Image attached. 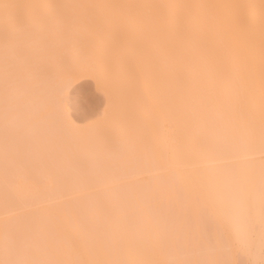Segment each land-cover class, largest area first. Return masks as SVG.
<instances>
[{
  "label": "bare ground",
  "instance_id": "6f19581e",
  "mask_svg": "<svg viewBox=\"0 0 264 264\" xmlns=\"http://www.w3.org/2000/svg\"><path fill=\"white\" fill-rule=\"evenodd\" d=\"M46 20L53 21L50 22L52 25L46 23ZM62 28L68 30L69 34L65 35L66 37L62 34H66L67 31ZM51 30L54 31L50 32ZM48 32L51 35H58L56 38L59 42L54 37L56 43L53 44L55 41L50 39L49 41L53 40V43L47 44L48 38H50L49 34H46ZM61 32L63 33L61 34ZM59 34H61V41ZM67 38L69 41L66 42ZM117 50L119 51L118 56L115 54ZM65 52L66 54L69 53L67 54L69 58L66 59L68 63L73 64L72 60L75 62L73 65L77 63L76 68L74 67L78 70L77 73L69 72L75 70L71 69L73 68L72 64L71 67L64 64L67 62L63 58V54L66 58ZM70 52L72 53L70 54ZM112 53L118 57V62ZM78 59L80 60L78 61ZM110 60L115 63H122L123 68L130 69V72L128 73V70L124 69L123 74L116 77L114 73L101 65V63L108 61L110 63ZM18 63L19 65H17ZM20 63H27L28 65H20ZM53 63H57V67L56 64L54 67L59 71L63 65H66L63 68L67 70L62 69L65 74L58 73V70L53 69L51 67ZM39 64L42 67L46 66V71H50L48 68L51 67L56 72L50 71L53 74L47 72L49 75H46L45 68L41 69ZM37 65L41 72L36 70ZM21 66H27L29 70L32 68L31 70L34 71L30 72L32 74L40 73L42 76L44 74L42 78L45 77L47 82L42 78L35 81L28 71L30 79H34H31L33 80L31 81L32 86L27 73H25L26 69ZM15 68L23 69L19 71L23 74L19 77L22 82L25 80L23 78L27 77L28 81L23 82L24 86H22V82L18 83L23 90L17 87V82L14 83L19 81L18 76L22 75L21 73L18 75ZM12 71L15 78L11 75ZM56 73L63 75H57L58 78L55 80ZM79 75L91 77L95 86L105 93L107 100H109L108 98L112 99L115 96H112L114 93L116 95L122 93L121 97L124 93V99L120 97L121 106L113 110L115 108L113 104V109L110 110L115 111L124 120L120 121L119 116L116 115L118 117H114L118 120L115 119L114 124L119 121L120 124L122 122L121 125L119 122L117 123L119 128L124 123L125 126L120 131L118 126L115 129L114 125L113 132L115 134L110 133L112 126L109 125L111 126L109 128L106 125V133L109 132L110 135L108 133L106 135L103 129L102 132L98 133V135L103 133L101 138L96 137L98 136L97 131H92L96 135L94 137V135L89 134L92 129H88L89 131L86 129L87 135L92 136H87V139L98 138L97 141L88 139L89 144L87 139L85 140V136L84 141H86L85 144L88 143L87 145H84L83 140H80L84 137L83 135H86V132L83 131V134V129L76 126L67 116V112L64 111V99L62 100L63 97L59 99L60 96L58 95L61 93L60 95L63 96L62 92H65V87L69 86V83ZM11 76L13 80L17 79L13 81ZM47 78L50 79L49 85ZM117 81L119 82L117 83ZM11 83L16 85L12 86ZM39 84L43 87L41 88ZM35 85L36 87H34ZM46 85L48 90L51 89L50 87L52 89L55 87V91L48 92ZM28 86L32 88H28ZM18 89L21 91L17 92ZM35 90L39 92L40 98L42 97L38 102L39 104L36 101L39 98L35 100L36 97H39L38 92V96L35 95ZM119 91L123 92L117 93ZM20 92H23L22 97ZM41 93H44L43 96ZM32 97H34V101L31 100ZM30 100L33 103L36 102L37 105L31 103ZM118 101L112 100V102H117L116 104L119 103ZM109 103L111 104V101ZM22 107H24V111ZM108 107L110 106H107L106 111H108ZM106 111H104L105 115H110V111ZM0 112L5 116L4 121L0 120L3 121L2 124L0 122V131L2 127L6 126L4 129L2 128V132L5 130L6 134H4L5 132L0 133L4 134L3 138H6L5 135H7L8 141L10 139V142L6 144L2 138L0 140H3L5 145L2 147L8 146L6 151L0 150L1 155L4 150L3 155H0L1 161L2 159L8 161H0L3 163L1 164L2 167L0 165V170L2 168L3 171L1 170V172H4L5 168L8 175L7 170H11V168L9 170V166L11 167L12 160L15 162L12 165L15 166L18 163L21 167L23 163L21 169L17 167L18 165L17 168L15 167L19 170H16L14 175L11 174L12 171L9 172L11 176L8 175V178H5L7 177L4 176L5 173L4 175L1 174L4 176L2 178L4 182L6 181L10 186L8 187L6 182L4 185L3 181L0 184V191H3V194L8 192L7 195L4 194L8 201H5V197L2 199L5 202L0 201L1 204L10 205L7 210L5 209V212L10 213L12 209H16L15 206L17 205L13 208L12 204H17L19 200L23 199L22 201H24L28 198L25 201L29 203L30 199H37L35 196L40 195L42 197L43 195L40 193H53L51 191L53 188L56 194L55 198L52 197L51 204L45 203L43 205L40 203V205H36L38 206V208L35 207L37 210L35 208L33 210L32 207L27 211L29 206H26L28 204L26 202L27 204L24 205L26 207H23L26 211L24 215L22 210L21 214H15L18 221L14 216L10 221V216L4 217V215L2 217L5 212L0 214V242L4 243L11 239L13 242L8 240L11 242L9 246L13 243L16 245V247L11 245L13 253L10 252L8 243L5 245L9 252L7 249L2 251V256H6L4 260L8 261L9 256L13 254V257L17 261L19 260L17 264H190L191 259L195 264L194 261L197 259L194 255H197V258L200 257L197 251L200 248V252L205 253V258L204 253H201L203 258H198L200 261L196 264H200L201 261L206 262L205 264H225L228 257H226V253H222L221 249L227 243L232 244L244 254H251L253 259L257 257L261 259L264 248V166L261 164L259 156L264 154V0H0ZM113 112L111 113L112 117L107 116L113 118ZM3 115L0 114L1 117ZM18 115H21L23 120ZM28 115L36 118L35 123L38 127L36 124L33 125L36 130L31 125L34 121L32 118L29 120ZM55 116H57L58 121ZM107 116L104 117L108 119ZM17 117L19 118L17 119ZM25 118L31 122L27 123ZM24 121H27L25 125L23 124ZM107 122L110 121L107 120ZM140 122H143V129ZM11 124L12 126L15 125L16 131H11L15 130ZM27 124L31 125V129L33 128L35 131L30 130V126L28 125V128ZM58 124L62 126H58ZM110 124L113 125L111 122ZM18 126L21 128L19 131H22V135L16 128ZM23 126L27 129H23ZM158 126H160L161 131ZM157 128L160 131L159 134ZM145 129L152 134L150 135L151 141H149L150 144L151 142L153 144L152 148L148 142L145 144L142 139L143 142H138L140 137H144L142 133L144 134L143 130ZM47 130L51 134L47 133ZM80 130L81 132H79ZM17 131L19 135L16 136ZM24 131L26 133L34 131L31 136L28 134V138L31 137V139L26 138L27 134L25 135ZM140 131H142L141 134H139ZM14 132L16 133L14 134ZM53 132L57 134L54 135ZM78 132L81 136L77 134ZM118 132H121L120 135H117ZM211 133L212 137L207 138ZM47 134L51 139L55 136L54 139L49 141L50 138H47ZM122 134L125 135L124 138L126 139H122L124 136ZM108 135L110 140L113 141L117 137L118 142L121 143H118L116 139L114 142H109ZM13 136H16V147ZM18 137H25L29 142L23 139L25 142L18 143V140L21 141ZM77 137L78 140H76ZM47 139L49 143L45 141ZM102 139L104 141L107 139L104 145ZM98 140L101 141L102 148L108 146L107 143L109 145L117 143L115 147L111 145L112 149L117 148L121 152L118 153L115 149L116 152L112 154L113 152L107 151L106 147V150L103 149L104 152H102H106L105 154L110 152L109 155L112 154L109 156L110 159L107 158L103 162V159L108 155L103 156L102 162L98 164L99 161L96 160V164L95 158L92 159V156H89L96 152L92 150L94 153H89L86 157H90L87 164L92 168L87 166L89 170L91 168L89 171L86 167L81 166L86 171L83 173L82 168L78 167L81 163L77 164L76 161L81 162L79 158L82 157L81 153L85 149L87 150L89 145L88 149H92L94 147L92 142L95 141L94 143H96ZM125 140L127 141L124 142ZM11 141L14 144H11ZM134 142L140 143L139 147L138 144L134 146ZM62 143H68L73 147L77 146L81 152L77 148L75 150L80 155L76 153L75 156V151H72L73 147L70 146L72 148L70 150L69 146L66 147L67 145L64 146ZM78 143L79 145H77ZM142 143L147 147L149 146L150 148H148L151 150H148L145 145L142 146ZM61 145L64 146L63 153L59 147ZM14 147L19 157L20 154H24L21 151L26 149L31 150V153L33 151L35 155L32 154V157L29 151L30 156L25 153L26 156L23 155V157L24 159L31 157V164L32 162L34 165L37 163L36 166L29 164L30 160H28L29 163L26 161V164L31 165L34 169H37L38 165L41 167L46 165L45 170H48V166H51L53 161L58 160L54 159L56 157L53 155H55V151L59 150L62 154L59 153L58 158L62 161L58 160L56 163L59 162L60 166L53 164L57 167L56 169L51 166L55 172L59 168L58 172L61 170L63 172V168L65 170L73 168L74 162L78 167L76 169L75 166L76 171L71 169L78 176L71 175L72 177H69L72 178L71 181L69 178L62 177L63 181L59 183L68 184L69 181L73 183L72 187H70L71 183H69V187V184L66 187L71 189L64 188L63 191L60 189L62 192L57 191L58 186L56 185L58 184L55 185L52 180H56V177L58 178L57 181L61 179L63 175L53 178L58 172L55 174L54 171L53 173L49 172V177L46 174V179L52 178L48 181L49 183H46L44 174L48 172H45V167L40 169V173L39 170L35 172V170L31 171L30 168L28 171V166L24 165V159L22 163L21 161L18 162L21 158L18 159V156L13 152ZM140 147L144 149L141 150ZM135 151H139V154L138 152L134 154L135 156L137 154L139 156L142 151L144 152V155L141 153L139 157L143 155V160L146 158L145 164H152L150 169L152 167L153 171L158 172V174L156 173L157 176L161 172L166 175L163 177L162 174L159 175L163 178L162 183L167 178L166 184L163 183L160 186L162 183L158 181L161 178L158 176L159 179H155V175L152 177L154 179L151 180L153 183H151L150 188H148V184L147 186L145 184L146 187L143 189L141 188L142 190L144 188L150 190L141 192L139 188L141 185L138 187L140 192L137 189L133 190L137 192L131 190L135 188V185L131 186L132 181H129L131 172L135 173L140 165H145L141 159H135L133 156ZM147 151L149 152L145 153ZM11 152L17 157H11ZM84 152L86 153V151ZM56 153L58 154V152ZM120 153L124 155L121 156ZM72 154L74 157L78 156L79 161L77 158L74 159ZM51 155L53 161L49 163L52 160ZM64 155L65 157H63ZM128 155L130 156L128 157ZM97 156L100 155L97 154ZM111 157L114 161H110V163ZM130 157H134L132 161H130ZM48 158L51 160L49 161ZM126 158L129 160L126 161ZM96 159L98 158L96 157ZM90 160L93 165L89 164ZM133 160L141 161L143 164L139 163V165L134 161L138 165L137 168L134 167V170ZM147 160L149 162H146ZM116 161L122 163L117 165ZM83 162L84 159L82 165H84ZM114 162L118 167L113 165ZM4 163L10 165L4 166ZM47 163L51 165L47 166ZM101 163H103L102 166H100ZM104 163L108 166L111 164V173L107 169L106 173H102V171L105 172V169L100 170V168L105 167ZM125 163L126 165L131 163L134 171L127 168V166L130 167L129 165L124 166ZM142 166L140 167L143 168ZM147 166L149 167V165ZM147 166L145 165L144 168ZM116 168L117 170H115ZM78 171L79 173L82 172L81 175ZM113 171L115 172L112 173ZM127 171L129 175L125 174ZM31 172L34 177L31 176ZM73 172L70 171V173ZM17 173L20 178L23 173L24 180L22 178L17 180L19 178L15 175ZM34 173L38 176L36 179L41 180L37 182L33 179L36 177ZM26 174L31 175L28 177ZM40 174L43 178L40 177ZM67 174L65 173V176ZM105 174L109 178L103 177ZM110 175L112 176L110 177ZM14 176L17 178L13 181L11 178H15ZM124 178H128L129 182L127 181V183L131 184L127 185ZM42 179H45L47 185ZM75 179L77 180L76 183H74ZM11 180L14 183L17 180V183L14 184L17 188L12 187L14 189L12 191L11 186L13 184L11 183L13 182ZM39 181H41V185ZM119 181L125 182L126 185L112 187L123 183ZM38 185L40 186L38 188L43 191L40 192L38 189L37 192L33 191ZM44 186L50 190H44ZM5 187L9 189L6 191ZM31 187L36 188L32 189ZM100 189L105 190L101 191ZM44 191L46 192L44 193ZM9 194L14 198L10 195L9 200ZM1 196L2 194L0 200ZM40 196L36 202L40 199L42 201L39 202L42 203L46 202L47 199L51 201L48 194L42 198ZM67 197H72L76 204H82L78 207V204L71 203L72 199H69L72 200L71 202L67 200L65 203L63 198L66 199ZM59 198L62 199L60 203L67 205L68 202V205L63 206L60 203L57 205L59 200L56 199ZM20 203L19 207L21 208L23 203L21 206ZM31 205H35V203ZM10 207L11 209H9ZM0 209L3 210L4 208L0 207ZM79 213L87 219V223L84 222L86 224H82L83 219H81L82 223L80 220H76ZM21 215L26 217H20ZM209 220L213 228L211 227L208 233L210 232L213 236L208 234V237L203 233H206L207 227L210 228ZM78 221L81 225L77 223ZM176 228H180L179 236L176 233ZM181 230H183L182 234ZM4 235L8 239H4ZM210 236L214 239V247L209 242ZM199 237L202 241L208 239L207 243L206 240L203 241L206 245L204 243L199 245ZM195 242L200 247L197 246L196 248ZM201 245L207 249L212 247V249L206 251V248ZM201 247L205 250L203 251ZM193 250L197 251L198 254H194L195 251L193 252ZM4 253L11 254L7 257ZM181 253L183 256L188 255L189 257L190 255L192 258L187 259L185 256L183 259ZM11 258L8 264L12 262ZM14 258L12 260L16 262ZM183 260L185 261L183 262Z\"/></svg>",
  "mask_w": 264,
  "mask_h": 264
},
{
  "label": "rangeland",
  "instance_id": "374dc122",
  "mask_svg": "<svg viewBox=\"0 0 264 264\" xmlns=\"http://www.w3.org/2000/svg\"><path fill=\"white\" fill-rule=\"evenodd\" d=\"M46 21H47V20H46ZM50 22H53V21H47L46 23H50ZM33 25H34V23H33ZM33 25L31 24V26H33ZM45 25L48 26V24H45ZM50 25H52V24L50 23ZM53 25H54V24H53ZM31 26H30V27H31ZM52 28H53V26H52ZM63 28H64V27H63ZM63 28H62V29H63ZM66 28H67V27H66ZM66 28H65V29H66ZM50 29H51V27H50ZM65 29H63V30H65ZM16 30H17V29H16ZM16 30H15V31H16ZM63 30H61V31H63ZM53 31H54V30H53ZM53 31L51 30L50 32H53ZM65 31H67L66 34H65V33L62 34V33L65 32ZM65 31L61 32V34L64 35V36L69 34V33H68V30H65ZM55 32H56V31H55ZM56 33H57V32H56ZM46 34H49L48 36H50V38H48V36H47ZM46 34H45V36H47L46 38H48V42L46 41L47 44L53 43L52 41L58 36V35L55 36L54 34L51 35V33H49V32L46 33ZM61 34H59V39H60V41H61V38H60V35H61ZM32 35H33V34H32ZM51 36H52V37H51ZM64 36H63V37H64ZM31 37L34 38L33 36H31ZM54 37H55V38H54ZM61 37H62V36H61ZM65 37H66V36H65ZM69 37H70V36H69ZM46 38H44V39L47 40ZM53 38H54V39H53ZM50 39H53V40H51V42H50V41H49ZM56 40L59 42V40H58L57 38H56ZM54 41H55V40H54ZM65 41H66V42L69 41L68 38H67V40H65ZM62 42H64V41L62 40ZM55 43H56V41H55L53 44H55ZM57 44H58V43H57ZM57 44H56V45H57ZM50 45H51V44H50ZM119 50H120V49H119ZM68 51H69V50H68ZM71 53H72V52H70V54H71ZM79 53H80V52H79ZM118 53H119L118 50L115 51V54H116L117 56L119 55ZM65 54H66V52H65ZM67 54H69V53L67 52ZM67 54H66V58L64 57L65 55L63 54V58H64L65 60H66V59L68 60V58H69V57H68L69 55H67ZM73 54H74V52H73ZM112 54H113V53H112ZM115 54H113V56H115ZM120 54H122L121 51H120ZM79 55H80V54H79ZM71 56H72V55H71ZM71 56H70V59H71ZM117 56H115V57H116V59H115L116 62H118V61H117V59H118ZM28 58H29V56H28ZM30 58H31V57H30ZM73 58H74V55H73ZM73 58H72V59H73ZM32 59H33V58H32ZM64 59H63V61H64ZM70 59H69V60H70ZM28 60L31 61V59H28ZM67 60H66V61H67ZM79 60H80V59H78V61H79ZM113 60H114V59H113ZM71 62H73V64L75 63L73 60H72ZM108 62H109V61H108ZM108 62H107V63H101V65H102L103 67H105L106 69H109L112 73L115 74L116 77H117V75H119V74L122 75L123 72H124L123 70L126 69V68H123L124 66L122 65V63H115L114 61H111V60H110V63H108ZM111 62H112V63H111ZM113 62H114V63H113ZM27 63H30V62H27ZM27 63H26V64H25V63H20V65L24 64V66H25V65H28ZM61 63H63V62H61ZM35 64H36V63H35ZM35 64H34V65H35ZM42 64H43V63H42ZM42 64H41V65H42ZM45 64H47V63H45ZM49 64H50V63H49ZM55 64H56V65H55ZM64 64H66V65L68 64V65L70 66L72 63H68V61H67V62H65ZM73 64L71 65V66L73 67V68H71V69H75V68H76V64H77V63H76L75 65H73ZM78 64H79V63H78ZM17 65H19V63H18ZM31 65H32V64H31ZM31 65H29V67H31ZM51 65H52V64H51ZM54 65L57 67V63H53V65L51 66V67H53V69H55V70L57 71L58 69H56V68L54 67ZM66 65H63V66H62V69H63V70L66 69V68H63V67H65ZM68 65H67V66H68ZM24 66H21V67L26 69V70H25V73H27V77H28V79H30V76H31V77H33V78L35 79V81H36V80H38V79H41V78L44 76L43 73H42L43 76H42L40 73L32 74V73H30V72H34V71L31 70L32 68H30V70H29V68H28L27 66H26V67H24ZM32 66H33V65H32ZM39 66H40V64H39ZM39 66L37 65V69H36V68H35L36 65H35L34 68H35L37 71H39V70H40V69H39L40 67H41V69L46 67V66H45V67H42V66L39 67ZM47 66H50V65H47ZM59 66H60V64H59ZM59 66H58V67H59ZM71 66H70V67H71ZM51 67L48 68V69H49L50 71L53 72L54 70L51 69ZM60 67H61V66H60ZM70 67H69V68H70ZM74 67H75V68H74ZM17 68H20V66H19V67L17 66ZM17 68H15V71L17 70L16 72H17L18 75H19V73H21V72H19V71H21V70H23V69L19 70V69H17ZM27 69H28V70H27ZM38 69H39V70H38ZM60 69H61V68H60ZM62 69H61L60 71L58 70L57 72H58V73L61 72V73L65 74V73H64L65 71L63 72ZM33 70H34V69H33ZM36 70H35V71H36ZM44 70H45L46 73H47V72H49L50 74L52 73V72H50V71H48V70L46 71V68H45ZM44 70H43V71H44ZM66 70H67V69H66ZM126 70H128V73L130 72V69H126ZM126 70H125V71H126ZM13 71H14V69H13ZM13 71L11 72V75H12V76H13V74L15 73V71H14V73H13ZM28 71H29V74H31L30 76L28 75ZM56 71H54V73H55ZM77 71H78V70L75 69L74 71H73V70H72V71L70 70L69 72L75 74V73H77ZM39 72H41V71H39ZM12 73H13V74H12ZM17 73H16V74H17ZM61 73H60L59 75H63V74H61ZM125 73H126V72H125ZM16 74H15V75H16ZM21 74H22V73H21ZM52 74H53V73H52ZM18 75H16V76H18ZM24 75H26V74H24ZM32 75H33V76H32ZM46 75H49V74L47 73ZM57 75H58V74L56 73V75H55V76H56L55 80L58 78ZM59 75H58V76H59ZM124 75H125V74H124ZM12 76H11V79L13 80V77L15 78V76H13V77H12ZM21 76H23V74L18 76V80L20 79L19 77H21ZM52 76H53V75H52ZM52 76H51V78L54 77V76H53V77H52ZM27 77H26V78H27ZM118 77H120V76H118ZM121 77H122V76H121ZM125 77H126V76H125ZM125 77H124V78H125ZM26 78H23V79H25L26 81H28ZM33 78H31V79H33ZM44 78H45V77H44ZM44 78H42V80H44L45 82H47ZM122 78H123V77H122ZM126 78H127V77H126ZM16 79H17V78H16ZM16 79H14L13 81H15ZM31 79H30V84H31V81L34 80V79L31 80ZM47 79H48V78H47ZM117 79H118V78H117ZM120 79H121V78H120ZM12 80H11V82H12ZM21 80H22V79H20L19 81H15L14 83L17 82L16 84H18L19 82H22ZM25 80H24V81H25ZM42 80H40V81L43 82ZM49 80H50V79H48V83H47L48 85L50 84ZM53 80H54V79H53ZM24 81H23V82H24ZM35 81H34V82H35ZM119 81H120V80H119ZM119 81H117V83H118ZM23 82H22V86H24ZM38 82H39V81H38ZM38 82H37V83H38ZM51 82L54 83V81H51ZM14 83H11L12 86H13V85H16V84H14ZM25 83H26V82H25ZM28 83H29V82H28ZM28 83H27V84H28ZM32 83H33V82H32ZM37 83H36V84H37ZM30 84H29V85H30ZM33 84H35V83H33ZM69 84H70V85H69ZM69 84H68L69 86L65 87V89H64L65 92H64V93L62 92L63 96L60 95L61 93L58 94V95L60 96L59 99H61L62 97H63L62 100L64 99V104H65V105L63 104V105H64V111H65V113L67 112V113H66L67 116H69V118L71 119V121H73V123H74L76 126H78L79 128L83 129V130H82V133H83V134H84V132H86V133H85L86 135H83L84 137H82V139H80L81 141L83 140L82 143H84V145H87V144L89 143V142H88V139H90V138L87 139V136H88V137H92L91 135H94V137L96 136L95 133H93L92 131H94V132L97 131L96 134L98 135V133H100V131L102 132V130L104 129V132H105V134L107 135V133L109 134V132L106 133L107 126H108L109 128L112 126V128H110V129H112V130H110V133L113 132V126H114V125H115L114 128L117 129V126H118L117 123H118L119 121H116V124H114V121H115V119H116L118 116H119L118 118H120V115L116 114L115 111L113 112V110H115L116 108H118L119 106H121L122 100H120V97H121V94H122L121 92H123V91H119V92H117V93H121V94H117V95H116V93H114L112 96L115 95V96H114L115 99H114V97H113L112 99H111V98H108L109 100H107L105 93H104L103 91H101L100 89H98V88L95 86L94 81H93L92 78L89 77V76H82V75L80 76V75H79V76H77V77L75 78L74 81H71ZM115 84H116V83H115ZM31 85H32V84H31ZM39 85H40V84H39ZM42 85H45V83H44V84L42 83ZM51 85H52V84H51ZM20 86H21V85H20ZM22 86H21V87H22ZM32 86H33V85H32ZM37 86H38V85H37ZM40 86H41V85H40ZM115 86H116V85H115ZM9 87H10V85H9ZM14 87H15V86H14ZM17 87H19V84L17 85ZM17 87H16V89H17ZM34 87H36V85H35ZM42 87H43V86H41V88H42ZM46 87H47V85H46ZM7 88H8V86H7ZM12 88H13V87H12ZM12 88H11V89H12ZM19 88H20V87H19ZM28 88H32V87H31V86H28ZM37 88H39V87H37ZM50 88H51V89L48 90V87H47V91H48V92L51 93L52 91H55V90H54L55 87H53L54 89H52V87H50ZM8 89H9V88H8ZM14 89H15V88H14ZM20 89L23 90V88H20ZM20 89H18L17 92H18V91H21ZM12 90H13V89H12ZM31 90H32V89H31ZM37 90H38V89H37ZM37 90L34 91V92H36V94H35V93H33V94L37 95V92L39 91V90H38V91H37ZM40 90H42V89H40ZM45 90H46V88H45ZM58 91H59V90H58ZM60 91H61V90H60ZM29 92H30V89H29ZM32 92H33V91H32ZM32 92H31V93H32ZM39 92H41V91H39ZM39 92H38V95H39ZM12 93H13V91H12ZM20 93H21V97H22V96H23V92H20ZM57 93H59V92H57ZM57 93H55V94H57ZM17 94H18V93H17ZM43 94H44V93H41L42 96H43ZM53 94H54V93H53ZM53 94H52V95H53ZM19 95H20V94H19ZM38 95H37V96H38ZM33 96H34V95H33ZM123 96H124V93H123L122 97H123ZM34 97H35V96H34ZM34 97H32V99H31L32 101H34V100H33ZM52 97H53V96H52ZM57 97H58V96H57ZM122 97H121V98H122ZM37 98H39V100H36ZM41 99H42V97L40 98V95H39V97H36V98H35V100L37 101V103L40 102ZM123 99H124V97H123ZM31 100H30V101H31ZM112 100H114V101H118V100H120V101H118L120 104H119V103L116 104L117 102H116V103H115V102H112ZM32 101H31V103H33ZM109 101H111V104L109 103ZM106 102H107V103H106ZM31 103H29L30 106H32ZM35 103H36V102H35ZM35 103H33V104H34V105H37V103H36V104H35ZM38 104H39V103H38ZM113 104H114V107H115L114 109H113ZM115 104H116L117 106H116ZM107 106H110V107H108V111H110V115H109V114H107V115L112 117L111 113L113 112V114H114V115H113L114 120H111V119H113V118H111V117L109 118L107 115H105V112H104V111H106L105 109L107 108ZM111 107H112V108H111ZM23 108H24V107H22V109H23ZM29 108H30V107H29ZM22 109H21V110H22ZM25 109H26V108H25ZM110 109H113V110H110ZM23 111H24V109H23ZM108 111H106V112H108ZM0 114L3 115V113H1V112H0ZM116 115H118V116H116ZM18 116L20 117L21 115H18ZM28 116H29V115H28ZM104 116H107L108 119H107L106 117H104ZM114 116H116V118H115ZM4 117H5L4 115H3V117L0 116V118H1L0 120H3ZM19 117H17V119H18ZM55 117L57 118V116H55ZM23 118H24V117H23ZM31 118H32V120L34 121V123L31 124V125L33 126V125L36 124V123H35L36 118H33V117H30V116H29L28 119L31 120ZM56 118H55V119H56ZM104 118H105V119H104ZM20 119H22V117H20ZM25 119L27 120V118H25ZM22 120H23V119H22ZM29 120H27L28 122H27V121H24L23 124L25 125L26 122H27V123L31 122V121H29ZM107 120H109L111 123H113V125L110 124V122L108 123ZM116 120H118V119H116ZM121 120H122V118H120V121H121ZM139 120H140V119H139ZM139 120H138V122H139ZM141 120H142V119H141ZM141 120H140V121H141ZM3 121H4V120H3ZM3 121H2V122H3ZM16 121H18V120H16ZM16 121H15V122H16ZM55 121H56V120H55ZM57 121H58V118H57ZM122 121H124V120H122ZM0 122H1V121H0ZM2 122H1V124H2ZM20 122H21V120H20ZM20 122H19V125H20ZM59 123H60V122H59ZM105 123H106V124H105ZM107 123H108V124H107ZM142 123H143V122H142ZM142 123L140 122V124H141V128L143 129L144 126H143ZM13 124H14V122H13ZM23 124H22V125H23ZM56 124H57V122H56ZM119 124H120V122H119ZM121 124H122V122H121ZM121 124H120V125H121ZM17 125H18V123L16 124V126H17ZM28 125H29V124H27V127H28ZM31 125H29V126H30V130L33 129V128L31 129ZM59 125L62 126L61 124H58V126H59ZM103 125H104V126H103ZM106 125H107V126H106ZM109 125H111V126H109ZM136 125H137V124H136ZM11 126H12V124H11ZM14 126H15V125L12 126L13 129H15ZM20 126H21V125H20ZM20 126L16 127V128L18 129V131H19ZM36 126L38 127L37 124H36ZM102 126H103V127H102ZM123 126H125V123H124ZM123 126H121V128H123ZM0 127H1V126H0ZM5 127H6V126H5ZM5 127H2V128L4 129ZM12 127H11V128H12ZM21 127H22V126H21ZM23 127H24L23 129H27V127H25V126H23ZM33 127H34V129L36 130V127H35V126H33ZM2 128H1V131H0V132H2V130H3ZM28 128H29V127H28ZM60 128H62V127H60ZM105 128H106V129H105ZM118 128H119V126H118ZM121 128H119L120 131H121ZM158 128H159L160 131H161L160 126H158ZM158 128H157V130H158ZM20 129H21V128H20ZM23 129H22V130H23ZM34 129H33V130H34ZM56 129H57V128H56ZM86 129H87V130H88V129H89V130L92 129L91 132L88 130V131H89V134H91L90 136L87 135L88 132H87ZM119 129H118V130H119ZM138 129H139V128H138ZM35 130H34V131H35ZM49 130H50V129H49ZM49 130H47V133H50V134H51L52 131L50 130L51 132H49ZM60 130H61V129H60ZM60 130H59V131H60ZM108 130H109V129H108ZM145 130H146V129H145ZM145 130H143V131H144V134L142 133V135H144V137L141 135L143 138L140 137V139L138 140V142L141 141V139H142V140H144V143H145V144H148V143H149L148 145L151 147L153 144H152V142H151V144H150L149 141H151V140H150V139H151V136H150V135H152V134H151L150 131L147 132V130H146V131H145ZM11 131H16V129H15V130H11ZM18 131H17L16 136L19 135V134H18ZM25 131H26V130H25ZM25 131H24L25 135L27 134L26 138H27V139H31V137L28 138V136H29L28 134H30V136H31V133L34 134V131H33V132L30 131V133H26ZM27 131H28V130H27ZM53 131H54V129H53ZM59 131H55V132H59ZM83 131H84V132H83ZM160 131H159V130L157 131L158 134L160 133ZM4 132H5V130H4L2 133H4ZM21 132H22V131H21ZM21 132L19 131V133H21ZM60 132H61V131H60ZM62 132H63V131H62ZM79 132H81V130H80ZM79 132H78L77 134H80ZM138 132H139V131H138ZM141 132H142V131H140L139 134H141ZM149 132H150V134H149ZM15 133H16V132H14V134H15ZM53 133H54V132H53ZM113 133H115V132H113ZM118 133H119V132H118ZM120 133H121V132H120ZM120 133L117 134V135H120ZM147 133H148V134H147ZM0 134H1V133H0ZM4 134H6V132H5ZM4 134H3V135H2V134L0 135V140H1V138H2V139L4 140V144L9 143V142H10V139H9V141H8V139H7L8 136H7V135H5L6 138H5V137L3 138ZM55 134H57V133H54V135H55ZM59 134H60V133H59ZM59 134H58V135H59ZM62 134H63V133H62ZM62 134H61V135H62ZM102 134H103V133L100 134L101 136L98 135V136H96V137L101 138V137H102ZM115 134H116V133H115ZM158 134H157V135H158ZM21 135H22V133H21ZM25 135H24V136H25ZM52 135H53V134H52ZM52 135H50V136H52ZM109 135H110V134H109ZM109 135L107 136L108 139H109ZM112 135L115 136L114 134H112ZM112 135H111V136H112ZM122 135H124V134H122ZM157 135H156V136H157ZM1 136H2V137H1ZM11 136H12V135H11ZM16 136H15V137L13 136L14 141H15V139H16ZM80 136H81V134H80ZM85 136H86V138H85ZM99 136H100V137H99ZM111 136H110V137H111ZM48 137H49V136H48V134H47V138H48ZM54 137H55V136H53L52 139H54ZM56 137H57V135H56ZM78 137H79V136H78ZM78 137H77L76 140L79 139ZM118 137H119V136H118ZM124 137H125V135L122 137V139H126V138H124ZM210 137H212V133L209 134V136H207V138H209V139H210ZM18 138L21 140V141H19V140L17 139V140H18V143H22V142H25V141H26V142H27V141L29 142V140H27L25 137H23V138H22V137H21V138L18 137ZM49 138H50V137H49ZM84 138H85V140L87 139V142H88V143L85 144L86 141H84ZM98 138H96V139H98ZM105 138H106V137H105ZM105 138H104V139H105ZM112 138H113V137H112ZM136 138H137V137H136ZM5 139L7 140V142H5V141H6ZM13 139H11V140H13ZM23 139H25V141H24ZM45 139H46V138H45ZM52 139L50 138L49 141L52 140ZM96 139L93 138V139H90V140H91V141H93V140L97 141ZM104 139H102L101 141H104ZM115 139H116V141L118 142L117 137L114 138L113 141L109 139V142H110V141L114 142ZM119 139L121 140V138H119ZM137 139H138V138H137ZM3 140H2V141H3ZM22 140H23V141H22ZM80 140H79V141H80ZM106 140H107V139H106ZM106 140H105V141H106ZM135 140H136V139H135ZM152 140H153V137H152ZM2 141H0V143H1ZM45 141L48 142V139L45 140ZM67 141H68V140H67ZM79 141H78V142H79ZM95 141H94V142H95ZM101 141L99 142V140H98V142H99L100 145H99V144L96 145V143H98V142H96V143L92 142V146H94V147H93L94 149L92 148V149L89 150V149H88V148L90 147V145H89V147L87 146V150H86V149L84 150V151H86V153L82 150L83 147L81 148V150L83 151L82 153H84V154L81 153L82 157H81V156L79 157L80 160H81V162L79 161V158H77L78 156H77V157H74L73 154H72V157H73L74 159L77 158L78 161H79V163H78V162L75 160L76 163H77V164H80V163H81L80 165H78V167H79V166H80V168H82V167L85 168V167H86V168L89 170V168L87 167V166H89V165L87 164V161L89 160L90 157H89V158H86V157H88V154H89V153H94V152H92V150H93V151H96L97 154L100 155V156H99V157H100V160H99V157L97 156L96 152H95L94 154L89 155V156H92V157H91L92 159L95 158V161H94V160H93V161H94L96 164H97L96 160L99 161L98 164H100V162H102V158H104L103 156L108 155V156L105 157L106 159H105V158L103 159V162H104L105 160H107V158L110 159L109 156H111L112 154H114V152H116V150H117V148H115L116 150H115L114 148L112 149V146L115 147V145H116L117 143H116L115 145H114V144L112 145V144H111L112 142H111L110 144H111L112 146L109 145V143H107L108 146H106L107 144L105 145V146L107 147V151L110 150V151L113 152L111 155H109L110 152H107L108 154H105L106 152L103 153V152H104L103 149L106 150V149H105L106 147H103V148H102V143H101ZM105 141L103 142V145H104V143L107 142V141H106V142H105ZM121 141H122V140H121ZM126 141H127V140H125L124 142H126ZM119 142H120V141H119ZM119 142H118V143H119ZM122 142H123V141H122ZM141 142H143V141H141ZM147 142H148V143H147ZM48 143H49V142H48ZM65 143H66V141H65ZM79 143H80V142H79ZM79 143H78L77 145H79ZM93 143H94V145H93ZM120 143H121V142H120ZM144 143H142V146L145 145ZM4 144H3V142H2V144H0V145H1V147H0L1 149H0V150L4 149V150L6 151V150H7L6 147H8V146H6V147H5L6 149H5L4 147H2ZM11 144H14L13 141H11ZM16 144H17V142L15 141L14 146H15ZM33 144H34V143H33ZM62 144H63V143H62ZM70 144H72V143L70 142ZM70 144L68 145V143H67V144H63V145H64V146L67 145L66 147H68V146L70 147V146H71ZM89 144H90V143H89ZM125 144H127V143H125ZM125 144H124V147H125ZM136 144H138V143H137V142H136V143L134 142V146H136ZM139 144H140V143H139ZM139 144H138V147H139ZM7 145H9V144H7ZM30 145H32V143H30ZM95 145H96V146H95ZM4 146H5V145H4ZM32 146H34V145H32ZM64 146H62V145L59 146L61 151L64 150ZM80 146H81V144H80ZM80 146H79V147H80ZM82 146H83V145H82ZM117 146H118V145H117ZM149 146H148V147H149ZM11 147H13V146H11ZM15 147H16V146H15ZM15 147L13 148V149H15V150H13V152L16 154V153H17V150H16ZM66 147H65V150H66ZM71 147H73V146H71ZM71 147L69 148L70 150H72ZM118 147H119V146H118ZM120 147H121V146H120ZM122 147H123V145H122ZM145 147H147V146L145 145ZM148 147H147V149H148V150H151V149H149L150 147H149V148H148ZM61 148H63V149H61ZM75 148H77V146H76V147H73V150H72V151H75V152H74V153H75L74 155L76 156V153H78V152H77V150H75ZM101 148H102V149H101ZM108 148H110V149H108ZM151 148H152V147H151ZM77 149H78V148H77ZM111 149H112V150H111ZM118 149H119V148H118ZM121 149H122V148H121ZM134 149H136V148L134 147ZM140 149H141V147H140ZM140 149H139V151H140ZM142 149H144V148H142ZM142 149H141V150H142ZM4 150H3V152H4ZM70 150H68V151H70ZM79 150H80V149H78V151H79ZM99 150H100V151H99ZM11 151H12V150H11ZM28 151L31 153V150H29V149H26L25 151H21V152L24 153V154H20V157H19L18 154H16V155L18 156V159L21 158V160L19 159L18 162H20V161H21V163L23 162V159H24L23 155H25V153H26V155L29 154ZM102 151H103V152H102ZM117 151H118V150H117ZM139 151H135V152L133 153V156L135 157V159L137 158V160H140V159H141V161H143L144 164H145V160H146V158H145V160H143V159H144V156H143V155H144V152H143V151L140 152V155H141V153H143V155L141 156L142 158H141V157H139L140 155L138 156ZM3 152H2V155H3ZM13 152H11V155H12L11 157H15V156H16L15 154L13 155ZM27 152H28V153H27ZM56 152H58V154H57ZM63 152H64V151H62V153H63ZM70 152H71V151H70ZM79 152H81V151H79ZM87 152H88V153H87ZM119 152H121V151H118V153H119ZM124 152H125V151H124ZM132 152H133V151H132ZM137 152H138V154L135 156L134 154L137 153ZM148 152H149V151H147V152H145V153H148ZM150 152H151V151H150ZM59 153H60L59 150H58V151H55V155H53V157H56V158H54V159H58L59 161H62V160H60V159L58 158ZM62 153H60V154H62ZM65 153H66V151H65ZM68 153H69V152H68ZM102 153H103V155H102ZM32 154H33V151H32V153H31V157H32L33 155H35V153H34L33 155H32ZM53 154H54V152H53ZM78 154H79V153H78ZM78 154H77V155H78ZM95 154H96V155H95ZM116 154H117V153H116ZM126 154H127V153H126ZM126 154H125V155H126ZM128 154H129V153H128ZM149 154H150V153H149ZM0 155H1V153H0ZM2 155H1V156H2ZM21 155H22V157H21ZM26 155H25V156H26ZM66 155H67V154H66ZM69 155H70V154H69ZM79 155H80V154H79ZM84 155H85V156H84ZM93 155H95V156L93 157ZM117 155H118V154H117ZM120 155H121V153H120ZM120 155H119V156H120ZM123 155H124V154H123ZM123 155H121V156H123ZM17 156H16V157H17ZM27 156H28V155H27ZM29 156H30V154H29ZM83 156H84V157H83ZM129 156H130V155H128V157H129ZM137 156L139 157V159H138ZM145 156H148V155H145ZM31 157H28V158L25 157V159H24V160H25V161H24V165H25V166H28V169H29V168L32 169L31 171L35 170V172H37V170H39L38 172L40 173V169H43L42 167H45L46 165H45V166H42V167L38 165V168H37V169H34L32 166H36L37 163H35V165H34L33 162H32V164H31V159H30ZM53 157H52V155L50 156V158H51L52 160H51L50 158H48L49 161L51 160L50 162L48 161L49 163H51V162L53 161ZM60 157H61V155H60ZM63 157H65V155H64ZM96 157H97L98 159H96ZM113 157H114V156H113ZM113 157H111V160H109V162H110V161H111V162L114 161V160H112ZM117 157H118V156H117ZM117 157H116V160H117L118 158H120V157H118V158H117ZM134 157H130V158H131L130 161H132V158H134ZM148 157H152V156H148ZM1 158H2V157H0V161H1ZM82 158L84 159V162H83L84 165H82V161H83ZM85 158H86V159H85ZM121 158H122V157H121ZM259 158L261 159V164L264 166V154H263V155H260ZM11 159H13V158H11ZM16 159H17V158H16ZM16 159H15V161H16ZM18 159H17V160H18ZM61 159H62V157H61ZM114 159H115V157H114ZM5 160H6V159H4V160L2 159L3 162H4ZM28 160H30V163H29ZM58 160L53 161V162H52V165L49 164V163H47V166H48V165H51L52 167H53V166L55 167L54 169H56L57 167H56L55 165H57L58 167L60 166V165H59V162H58V164L56 163ZM120 160H121V159H120ZM128 160H129V159H128ZM128 160H127V158H126V161H128ZM150 160H151V159H150ZM2 161H1V162H2ZM6 161H7V160H6ZM26 161H27V163L31 164L32 166L29 165V164H26ZM46 161H47V160H46ZM73 161H74V160H73ZM85 161H86V162H85ZM123 161H125L124 158H123ZM134 161H136V160H133L132 166H133V164H134L133 169L135 170L134 167H136V166H138V165L135 164L137 161H136V162H134ZM141 161H140V162L138 161L137 163H138V164H139V163H142V164H143V162H141ZM151 161H152V160H151ZM151 161H150V162H151ZM7 162H8V161H7ZM12 162H13L12 164L15 163L14 160H12ZM54 162H55V163H54ZM109 162L106 161V163H109ZM111 162H110V163H111ZM146 162H149V160H147ZM9 163H11V161H9ZM76 163L74 162L75 165H73V168H71V169H74L75 171H76V169L78 168V167L76 166V165H77ZM106 163H104V166H105L106 168H105V167H104V168L101 167L102 169L100 168V170L105 169V172L102 171L103 174L106 173V169H107L109 172L111 171V170H110V168H111L110 165H111V164H109V166H110V167H109L108 165H105ZM116 163H117V165H118V163H122V162H120V161H116ZM116 163L114 162L113 165H116ZM1 164H3V163H0V165H1ZM12 164H11V167L9 166V170H10V168H11L10 171H12V173H11L10 171L7 170V173H8V175H10V176H11V174L14 175V173L16 172V170H19V169H16L17 167H18V168L20 167V166H19L20 164H18V163L16 164V166L18 165L17 167H16L15 165H12ZM38 164H39V163H38ZM53 164H55V165H53ZM89 164H90V165H91V164L93 165V163L91 162V160H90V163H89ZM5 165H10V164L4 163V166H5ZM85 165H86V166H85ZM94 165H95V164H94ZM102 165H103V163H101L100 166H102ZM117 165H116V166H117ZM122 165H124V164H122ZM127 165H129V163H127ZM127 165H126V163H125L124 166H127ZM139 165H140V164H139ZM145 165H146V166L149 165V167H148V166L145 167V168H149V169H145V168H144ZM145 165H143V166L140 165V166H142L143 168H141L140 166H139L138 168L136 167L137 169L135 170V173H134V172H131V173H132V174L130 175V178H131V179H129V181H130V180L132 181V182H131L132 184L130 183L131 186H132V185H133V186L135 185V188H134V189H131L132 191L137 189V191L140 192L139 189H138V187H139L140 185H141V186H140L139 188H140L141 192L146 191L148 188H150V186H152L151 183H153V181H151V180L154 179V178H152L153 176L156 175V178H155V179H159V178H161L159 175H161L162 172L159 173V175H158L159 178H158V176H157L158 172L153 171L152 167H151V169H150V166L152 165L151 163H149V164L146 163ZM2 166H3V165H1V167H2ZM29 166H30V167H29ZM51 166H48V170H45L47 167L44 168L45 172H48V173H45V172L42 170V172L45 173V174H44V178H45V175H46V174H48V175H47L48 177L50 176L49 172L53 173V171H54V174H55V173H57L58 170L60 169V168H59V169L57 170V172H55V170H53V168H51ZM75 166H76V169H75ZM81 166H82V167H81ZM124 166H123V167H124ZM129 166H130V167L127 166V168L132 169V167H131V163H130ZM15 167H16V168H15ZM21 167H23V163H22ZM21 167H20V169H21ZM49 167H50V168H49ZM89 167H91V166H89ZM93 167H94V166H93ZM95 167H96V165H95ZM117 167H118V166H117ZM121 167H122V166H121ZM121 167H120V169H122ZM7 168H8V167H7ZM7 168H6V169H7ZM69 168H70V167H69ZM84 168L81 169V171H82L83 173L86 172ZM91 168H92V167H91ZM91 168H90V170H91ZM112 168H113V166H112ZM23 169H24V168H23ZM23 169H22V171H23ZM28 169H27V170H28ZM30 169H29L28 171H30ZM49 169H51V170L49 171ZM63 169H64L63 172H62V170H61L60 172H58L59 174L57 173V175L51 174L52 176L54 175L53 178H55V176H59V175L61 176V175H63V176H61V179L59 178V179H60L59 181H57V179H58L57 177H56V180H55V179L52 180V181L55 182V183L53 182L55 185L58 184V185H56V186H58L56 189H57V191L59 190L60 192H62V191L64 190V188H66V189H68V190L71 189V188H67V187H66L69 183H71V182H69V181H71L72 178L70 179L69 177H72L71 175L75 176V175L77 174L76 172H73V170H71V169H66V170H65V168H63ZM87 169H86V170H87ZM113 169H114V168H113ZM133 169H132V170H133ZM1 170H2V168H1ZM1 170H0V175H1V174L4 175V173H5L4 176H7V177H5V178H8L9 176L6 174V170H5V168H4V172H1ZM67 170H69V171H67ZM90 170H89V171H90ZM115 170H117V168H116ZM132 170H131V171H132ZM134 170H133V171H134ZM2 171H3V170H2ZM64 171H67L68 174H67V172H64ZM70 171H72L73 173H70ZM81 171H80V173H82ZM108 171H107V172H108ZM149 171H150V172H149ZM151 171H152L153 173H152ZM9 172H10L11 174H10ZM20 172H21V170H20ZM42 172H41V173H42ZM100 172H101V171H100ZM114 172H115V171H113L112 173H114ZM25 173H29V172H25ZM31 173H32V172H31ZM39 173H37V174L39 175ZM65 173L67 174V176H65ZM75 173H76V174H75ZM78 173H79V171H78ZM80 173H79V174H80ZM110 173H111V172H110ZM133 173H134V175H133ZM156 173H157V174H156ZM19 174H20V173H19ZM69 174H70V176H68ZM74 174H75V175H74ZM125 174H128V175H129L128 171H127V173H125ZM135 174H136V175H135ZM3 175H1V179L4 177ZM15 175L18 176V173L15 174ZM22 175H23V176H22ZM22 175H21V176H22L21 178H22V180H24L23 177H25V176H24L23 173H22ZM26 175H28V177H29V175H31V174H26ZM34 175H36V173H34ZM40 175H41V174H40ZM80 175H81V174H80ZM80 175H79V176H80ZM128 175H127V177H129ZM132 175H133L134 177H133ZM17 176H16V177L14 176L15 178H11V177H10V178L13 179V181H14V179H16ZM19 176H20V175H19ZM19 176H18V177H19ZM31 176H33V173H32ZM60 176H59V177H60ZM76 176H78V175H76ZM111 176H112V175H110V177H111ZM163 176H166V175L162 174V177H163ZM28 177H26V179H28ZM33 177H34V176H33ZM37 177H38V176L36 175V177L33 178V179L37 180V179H36ZM40 177H42V175H41ZM62 177L69 178V181L67 180V181H68V182H67L68 184H63V183H62V184H59V183H61V182L63 181V180H62V179H63ZM103 177L109 178L108 175L106 176V174H105V176H103ZM132 177H133V178H132ZM21 178L19 177V178H17V180H19V179H21ZM42 178H43V177H42ZM73 178H77V177H73ZM164 178H165V177H164ZM1 179H0V180H1ZM45 179H46V178H45ZM45 179H42V181H43L44 183H45ZM51 179H52V178H50V179H46V183H47L48 181H50ZM124 179L126 180V183H127L128 178H124ZM162 179H163V178H161L159 181H158V180H154V181H158V182H161V183H162ZM165 179L167 180V178H165ZM5 180H6V179H5ZM17 180H16V181H17ZM38 180H41V179L38 178ZM38 180H37V182H38ZM73 180H74V179H73ZM166 180H164L163 183L166 184ZM2 181H3L4 185H5V182H6V181L4 182L3 179L0 181V184H1ZM8 181H9V180H8ZM11 181H12V180H11ZM11 181H10V183H11ZM13 181H12V182H13ZM16 181H15V183H17ZM60 181H61V182H60ZM65 181H66V180H64V183H66ZM129 181H128V182H129ZM148 181H150V182L148 183ZM76 182H77V180L75 179V182H74V183H76ZM119 182H123V181H119ZM3 183H2V186H3ZM15 183L13 182V183H11V184L14 185ZM40 183H41V181H39V184H40ZM46 183H45V184H46ZM48 183H49V182H48ZM53 183H52V184H53ZM124 183H125V182H123L121 185H115V186H114V185H113V186L111 185V186H112V187H115V188H116L117 186H118V187H119V186L121 187L122 185H123V186L126 185V183H125V184H124ZM161 183H160V184H161ZM163 183H162L160 186H162ZM6 184H7V182H6ZM45 184H43V185H45ZM72 184H73V183H71V186H70V184H69L68 187H69V186L72 187ZM119 184H120V183H119ZM128 184H129V183H127V185H128ZM130 184H129V185H130ZM145 184H146V186H147V184H148V188H146V189L144 188V190H142L143 187H146V186H144ZM149 184H150V185H149ZM8 185H9V184H7V186H8ZM13 185L11 186V191L14 190L15 188H17V187H15V185H14V186H13ZM40 185H41V184H40ZM46 185H47V184H46ZM49 185H50V184H49ZM49 185H48V186H49ZM55 185H54V187H56ZM59 185H60V186H59ZM61 185H62V186H61ZM64 185H65V186H64ZM136 185H138V186H136ZM142 185H143V186H142ZM111 186H110V190H111ZM8 187H10V186H8ZM12 187H13L14 189H12ZM36 187H37V188H36ZM36 187H35L36 189H35L34 187H31V188H32V189L34 188L35 190H33V191H36V192H37V189L40 190V192L43 191V190H41L40 188H38V187H40L39 185L36 186ZM60 187H62V188H60ZM0 188H1V187H0ZM41 188L43 189V187H41ZM58 188H59V189H58ZM107 188H109V187H107ZM132 188H133V187H132ZM141 188H142V189H141ZM2 189H3V188H2ZM5 189H6V191H7V189H9V188H6V187H5ZM5 189H4V190H5ZM29 189H30V188H29ZM47 189H48V191L50 190L49 188H47V186H46V188H45V186H44V190H47ZM60 189H61V190L63 189V190L61 191ZM105 189H106V188H105ZM105 189H103V190L100 189V190H101V191H104ZM112 189H113V191H115L114 188H112ZM117 189L120 190V188H117ZM107 190H108V189H107ZM110 190H109V191H110ZM148 190H150V189H148ZM8 191H9V190H8ZM51 191H53V193L51 192L50 194H49V193H45L46 191H44V193H45L46 195L48 194V195H50V197H51V198H50L51 201H50L49 199H47L48 202L46 201V202H44V203L39 202V201H42V199H40L39 201H37V202H39V203L36 204V203H37L36 200H38V197H39L40 195L35 196V197H37L36 200H35L34 198H32V200L29 198V199L31 200V203H30V200H29V203H28L27 201H25V200H28V198H27V199H24V201H22L23 199H22V200H19V202H18V200L16 199V201H17L18 203H17V204H15V203L12 204V207L15 206V205H17V206H15L16 209H14V210L12 209V211H10V210H9V209H11V207H10V208L8 209V210L10 211V213H8V212L6 213V212H5V211L7 210V208H8L10 205H8V204H6V203H3V204H4V205H3V204L0 203V204H1L0 207H1V208H4L3 210L0 209V211H2V212H0V214H2L3 212H5V213L2 215V217H3L4 215H5L4 217H6V215H7V216H10V217H9V221H10V219L13 218L12 216L15 217L17 214H21V210H22V213H23V215H24V213H25L26 211L24 210L23 207H26V206L28 207V206H29V208H28V210H27V211H29L30 208H32V207H33V210H34L35 207L38 208V206H36V205H40V203L43 204V205H44L45 203H47V204H48V203L51 204L50 202L53 201L52 199L56 197V194H55V192H54L55 189L53 188V190H51ZM59 191H58V192H59ZM65 191L67 192V190H65ZM96 191H97V190H96ZM113 191H110V192H113ZM116 191H117V190H116ZM137 191H133V192H137ZM0 192H1V191H0ZM58 192H57V193H58ZM97 192H100V191H97ZM105 192L108 193L107 191H105ZM7 193H8V192H7ZM7 193L4 192V194H6V195H7ZM9 193H10V191H9ZM11 193H12V192H11ZM1 194H2L3 198H2V196H1V200H0V201H2V202H5V201H6V202H7V201H8L7 198H6L7 196L3 194V191L0 193V195H1ZM40 194L43 195L42 197H44V195H45V194H42V193H40ZM51 194H54V195L51 196ZM10 195H11V194H9V196H10ZM12 195H13V193H12ZM12 195H11V196H12ZM11 196L9 197V200H10ZM53 196H54V197H53ZM4 197H5V201L2 200V199H4ZM12 197H13V196H12ZM42 197L40 196V198H42ZM48 197H49V196H48ZM52 197H53V198H52ZM13 198H14V197H13ZM33 199H34L35 201H34ZM69 199H72V197H70V198L67 197L66 199L63 198V200L65 201V203H66V201L69 200ZM14 200H15V199H14ZM56 200H57V201L59 200V202L57 203V205H58L60 202H62V201H61L62 199H60V198H59V199H56ZM72 200H73V201H72ZM72 200H71L72 202H71L70 200H69V202H71V203H75V202H76L74 199H72ZM12 201H13V199L11 200V202H12ZM32 201H33V202H32ZM54 201H55V199H54ZM57 201H56V202H57ZM74 201H75V202H74ZM11 202H10V203H11ZM20 202L23 203V206H22L21 208L19 207V203H20ZM26 202H27L28 204H27ZM10 203H9V204H10ZM21 203H20V206L22 205ZM33 203H35V205H31V204H33ZM54 203H55V202H54ZM65 203H60V204H63V206H64V205H66ZM71 203H70V204H71ZM26 204H27V205H26ZM29 204H30V205H29ZM77 204H78V205H77ZM77 204L75 203L74 205H77V206L79 207V205L82 204V203H80V204L77 203ZM112 204H113V203H112ZM24 205H26V206H24ZM55 205H56V203H55ZM67 205H68V202H67ZM67 205H66V206H67ZM114 205H115V203H114ZM3 206H4V207H3ZM66 206H65V207H66ZM17 207H18L19 209H18ZM13 208H14V207H13ZM22 208H23V209H22ZM37 208H35V209L37 210ZM5 209H6V210H5ZM23 210H24V211H23ZM31 210H32V209H31ZM33 210H32V211H33ZM14 211H15V212L18 211V212L15 213ZM79 211H80V210H79ZM11 212H12V215H10ZM80 213H81V211H80ZM80 213H79V215L77 214L78 216H77L76 220L78 219V220H80V222H81V219H83L84 221H83V223H82V222H81V223H82V224H86V223H87V219L84 218V216H83L82 214H81V215H82V216H81ZM107 213H108V216H109V211H108ZM15 214H16V215H15ZM105 215L107 216V214H105ZM18 217H19V216H18ZM20 217H23V216L21 215ZM20 217H19V219H21ZM25 217H26V216H25ZM25 217H23V218H25ZM78 217H79V218H78ZM15 218H16V217H15ZM85 219H86V221H85ZM16 221H18L17 218H16ZM80 222L78 221L77 223H79V224L81 225ZM84 222H86V223H84ZM8 223H9V222H8ZM207 223H208V221H207ZM207 223H205V224L207 225ZM206 225H205V226H206ZM209 225H210V226H209ZM209 225H207V226H209L210 228L207 227V229H206V227L204 226V227H205L204 229H206V231H205L206 233H203V235L206 234L208 237H209V235L213 236L212 234H210V232L208 233V231H210L211 227L213 228V226H211L210 220H209ZM177 229H178V228H176V231H177L176 233H177V235L179 236V233H180V230H179V229H180V228L178 229L179 232H178ZM182 229H183V228H182ZM182 231H183V230H181V234H182ZM212 231H213V229H212ZM16 232H17V231H16ZM174 233H175V232H174ZM211 233H213V232H211ZM4 234H6V233H4ZM16 234H17V233H16ZM181 234H180V236H181ZM208 234H209V235H208ZM6 235H7V234H6ZM174 235H175V234H174ZM201 235H202V234H201ZM206 235H205V236H206ZM4 236H5V235H4ZM175 236H176V235H175ZM211 236H210V237H211ZM201 237H202V236H201ZM201 237H199V242H198V241H196V242H198L199 245H200V243H204V244L206 245L208 239H205V240H206V243H205V242H203V241H205V240L202 241ZM220 237H221V236H220ZM197 238H198V237H197ZM197 238H195V240H198ZM202 238H203V237H202ZM4 239H8L7 236H5ZM211 239H213V238H212V237L209 238V242H211V243L213 244V243H214V239H213V241H210ZM223 239H224V238H223ZM8 240H11V239H8ZM8 240H6V241L4 242L5 244H4L2 241L0 242V245H2V246L0 247V264H2V262H3V264H8V261H10L9 259L11 258V256H12L11 261H12L13 263H12V262H11V263L9 262V264H17V262H19V260L17 261V260L13 257L14 255L11 254V253H13V252H12V249H13V248L11 249V245H12V244L9 246V244H10L11 242H9ZM224 240H225V239H224ZM3 241H4V240H3ZM7 241H8V242H7ZM11 241H12V240H11ZM16 241H17V240H16ZM201 241H202V242H201ZM221 241L223 242V240H221ZM12 242H13V241H12ZM196 242H195V244H196V248H197V246H199V245H197ZM209 242H208V243H209ZM2 243H3V244H2ZM7 243H8V245H7ZM211 243H210V245H211ZM225 243H227V242L225 241ZM195 244H194V246H195ZM5 245H7L8 247H10V252H11V253H9V254H8V253H4V254L7 255V257L11 254V255L9 256L10 258H8V261L4 260V259L6 258V256H2V255H3V252H2V251H4V250L7 249V248L5 247ZM13 245H14V243H13ZM13 245H12V247H16V245H14V246H13ZM222 245H223V244H222ZM201 246H203V248L205 247L204 245H201ZM199 247H200V246H199ZM212 247H214V244H213ZM212 247H211L210 249H212ZM1 248H2V249H1ZM4 248H5V249H4ZM203 248L201 247V249L204 251L205 249H203ZM205 248H206V247H205ZM192 249H193V248H192ZM192 249H191V251H192ZM199 249H200V248H199ZM199 249H198L197 251H198V253H199L200 257H201V255H202L204 252H202V251L200 252ZM210 249H209V248H208V249L206 248V251H207V250L211 251ZM195 250H196V249H195ZM195 250H193V252H194ZM214 250H215V249H214ZM221 250H222V253H223V252L226 253V254H227L226 257H228V258H226L227 260L225 261V264H264V248H263V251H262L261 259H259L258 257H257L258 259H257V258H256V259H253V256H252L251 254H244V253H242V251L236 249L235 246H233V245L230 244V243L224 244V245L222 246V249H221ZM7 251L9 252L8 249H7ZM7 251H6V252H7ZM197 251H195L194 254H198ZM206 251H205V252H206ZM1 252H2V254H1ZM212 252H213V251H212ZM212 252H211V253H212ZM189 253H191V252H189ZM201 253H202V254H201ZM206 253H208V252H206ZM209 253H210V252H209ZM213 253H214V252H213ZM224 253H223V254H224ZM181 254H182V256H183V253H181ZM187 254H188V253H187ZM185 256H186V255H184V256L181 257V258L184 259ZM191 256H193V255H191ZM195 256H196L197 261H196V260H195V261L193 260V261H194L195 264H196V262H199V261H200V260L198 261V258L200 259V257L197 258V255H194V257H195ZM203 256H204V258H205V253H204ZM194 257H193V258H194ZM2 258H3V259H2ZM13 258L15 259L16 262H14V260H12ZM181 258H179V259L181 260ZM186 258H187V259H188V258L191 259L192 257H190V255H189V257H188V255H187ZM186 258H185V259H186ZM201 258H203V257H201ZM181 261H182V260H181ZM184 261H185V260H183V262H184ZM188 261H190V260H188ZM5 262H7V263H5ZM202 262H203V263H202ZM201 263H202V264H205L206 262L204 263V261H201L200 264H201ZM190 264H193L192 259H191V263H190ZM197 264H198V263H197Z\"/></svg>",
  "mask_w": 264,
  "mask_h": 264
}]
</instances>
